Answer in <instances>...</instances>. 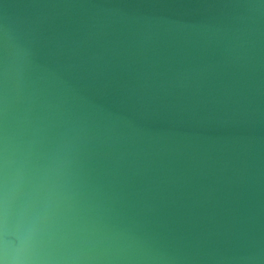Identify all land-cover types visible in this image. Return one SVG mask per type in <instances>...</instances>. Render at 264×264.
Masks as SVG:
<instances>
[{"label":"clouds","instance_id":"clouds-1","mask_svg":"<svg viewBox=\"0 0 264 264\" xmlns=\"http://www.w3.org/2000/svg\"><path fill=\"white\" fill-rule=\"evenodd\" d=\"M0 264H264V0H0Z\"/></svg>","mask_w":264,"mask_h":264},{"label":"water","instance_id":"water-1","mask_svg":"<svg viewBox=\"0 0 264 264\" xmlns=\"http://www.w3.org/2000/svg\"><path fill=\"white\" fill-rule=\"evenodd\" d=\"M19 2H21V0H5V3H19ZM146 2L181 5V4L196 3L198 2V0H146ZM177 11H179V9H177Z\"/></svg>","mask_w":264,"mask_h":264}]
</instances>
